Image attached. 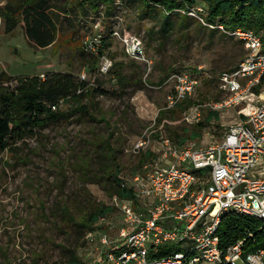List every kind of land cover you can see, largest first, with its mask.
<instances>
[{
	"label": "rangeland",
	"instance_id": "rangeland-1",
	"mask_svg": "<svg viewBox=\"0 0 264 264\" xmlns=\"http://www.w3.org/2000/svg\"><path fill=\"white\" fill-rule=\"evenodd\" d=\"M7 3L12 7L15 0H0V8ZM135 3L114 0L112 13L103 16L102 3L97 7L99 12L93 13L89 7L93 3L86 1V13L80 9L68 17L60 15L54 42L42 49L27 41L20 23L7 31L4 19L0 18V75L3 73L4 84L14 88L19 77L37 75L42 79L40 74L59 70L78 78L83 73V80L95 89L91 97L87 94L79 99L95 119L72 114L35 128L24 142H18V150L0 153V264H59L66 261L69 249L75 246L83 264H101L106 251L122 242L119 232L125 224L117 199L108 194L109 182L95 175L104 165V139L116 150L119 177H128L135 170L150 172L154 168L160 153V135L204 146L219 141L226 125L240 119L237 105L210 119V110L205 106L196 109L194 104L186 110L163 107L170 83L167 78L174 67L190 71L200 65L209 74L200 76L191 102L199 100L198 104H203L222 97L215 75L238 61L244 49L242 43L226 35L215 23L210 27L189 18L179 25L173 15V25L165 30L163 45H159L153 31L147 47L146 28L156 26L157 30L161 16L156 12L142 18ZM205 13L206 6L201 14ZM94 23H98L97 29L105 38L101 55L85 48L86 38L94 32ZM125 37L140 40L143 59L125 52ZM102 56L123 63L121 72L130 81L123 89L110 70L100 72ZM93 59L96 61L92 62ZM166 72L164 82L158 84ZM70 104L71 101L64 102L61 108L65 110ZM162 109L158 122V111ZM150 131L148 145L141 152L149 150L151 155L140 167L139 153H134L132 147L142 133ZM192 133L193 139L189 138ZM103 204H114L112 212L105 216L106 221L84 232L79 225L82 213ZM63 206L68 214L61 211ZM93 230L97 233L92 235ZM99 233L107 236L108 243L99 240Z\"/></svg>",
	"mask_w": 264,
	"mask_h": 264
},
{
	"label": "built area",
	"instance_id": "built-area-1",
	"mask_svg": "<svg viewBox=\"0 0 264 264\" xmlns=\"http://www.w3.org/2000/svg\"><path fill=\"white\" fill-rule=\"evenodd\" d=\"M204 8L198 1L180 10L213 27L200 16ZM214 25L240 41L245 55L234 68L215 75L222 97L194 107L220 112L237 105L240 119L226 125L219 141L204 146L188 141L176 144L159 136L161 147L154 168L121 177L120 185L132 194L116 203L125 224L119 232L122 242L106 251L101 264H264V248L243 255L245 237L223 248L217 233L225 213L253 217L259 222L256 231L264 230V43L252 28H225L218 21ZM93 26L85 48L97 52L105 38L98 23ZM122 42L129 56L143 59L140 40L125 37ZM111 66V58L102 56L100 72ZM202 74L209 77L200 65L169 74L163 108L191 99ZM79 77L83 79V73ZM150 134L144 132L137 138L134 153L148 145ZM105 216H99L95 224L106 221ZM99 240L109 241L103 233ZM161 248L165 253L157 255Z\"/></svg>",
	"mask_w": 264,
	"mask_h": 264
},
{
	"label": "trees",
	"instance_id": "trees-1",
	"mask_svg": "<svg viewBox=\"0 0 264 264\" xmlns=\"http://www.w3.org/2000/svg\"><path fill=\"white\" fill-rule=\"evenodd\" d=\"M86 1H89L91 4L93 3L89 5L90 9L93 8V13L99 12L97 7L99 3H102L105 6L103 16H109L114 8V0H15V5H12V7L7 3L0 8V18L4 19L7 31L12 30L17 23H20L27 41L35 48L42 49L52 45L54 42L57 30L59 29L58 24L61 23L60 15L64 14V16L68 17L69 14H76L80 9L81 11L83 9V12L85 11L86 13L88 9L85 8V10L83 8ZM123 1L125 4L136 2V11L140 13L142 18L145 16L149 17L150 14L156 12L160 14L161 19L157 30H155L156 26L146 28L148 37L145 45L147 47L150 46V38L153 31L158 35L159 45H163V35L167 28L172 27L173 23H171L170 18L173 15L177 17L179 25L184 24L189 18L200 23L201 21L196 16L193 17L186 12L180 14V9L193 7L198 1L203 2L206 6V13L200 15L205 22L214 24L215 21H218L225 28H234L236 26L252 28L261 34L262 43H264V33H261V29H264V0ZM195 2L196 4H194ZM79 27H82V25H79ZM103 49L104 42H102V46L97 50V53L101 55ZM244 55L245 51L243 49L241 56L235 64L219 72L234 68ZM95 61L96 59H93L92 62ZM122 67V62H112V68L109 69L121 89L130 83L125 74L121 72ZM180 70H182L180 67H174L169 74ZM166 76L167 72L158 79L157 83H163ZM3 81L2 73L0 75V153L4 151L10 153L18 150V142H24L27 135L33 133L35 128L54 123L72 114L79 113L80 115H86L88 118L95 119L92 112L79 102L82 95L89 94V97H91L95 89H90L87 80L80 79L71 72L59 70L47 72L44 79H40L37 75L19 77L17 85L14 88L4 84ZM68 101H71V104L67 109L63 110L61 104ZM198 103L199 100L191 102V99L187 98L177 102L174 108L186 110L189 106ZM163 110L158 111V122L161 120ZM217 114V111L210 110L207 118L210 119L212 116H217ZM98 119L101 120V118ZM172 135L175 136L176 133L172 131ZM189 138H195V133L189 135ZM170 139L176 144L184 143L181 140L175 141L172 138ZM103 143H105L102 145L103 152L106 153L103 156L104 165L98 170L99 173H95L96 177L109 182L107 189L111 197H115L116 199L132 197L131 191L120 185V167L115 155L116 150L110 145L107 138L103 140ZM149 155H151L149 150H146L144 153L140 152L137 164L141 167ZM140 170L133 171L129 176ZM113 208L114 204H103L94 210L86 211L82 213L79 225L83 228L84 232L91 231L97 218L111 213ZM61 211L63 214L69 213L65 206L61 207ZM258 226L259 222L253 217L231 213L223 214L217 231L220 247L225 248L235 243L238 239L245 237L242 245L243 255L257 248H264V230L256 231ZM249 232L252 233V236H247ZM165 251L166 249L161 248L157 255L164 254ZM50 264L56 263L52 262ZM59 264H83L77 256L76 246L69 249V256L66 261Z\"/></svg>",
	"mask_w": 264,
	"mask_h": 264
}]
</instances>
